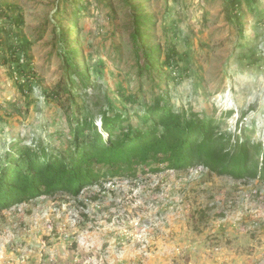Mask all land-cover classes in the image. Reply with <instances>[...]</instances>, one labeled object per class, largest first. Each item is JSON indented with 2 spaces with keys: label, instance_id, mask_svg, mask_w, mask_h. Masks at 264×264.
<instances>
[{
  "label": "rangeland",
  "instance_id": "rangeland-1",
  "mask_svg": "<svg viewBox=\"0 0 264 264\" xmlns=\"http://www.w3.org/2000/svg\"><path fill=\"white\" fill-rule=\"evenodd\" d=\"M79 4L0 0V158L14 138L55 145V127L66 132V96H45L68 82L62 32L88 69L86 101L95 113V103L141 112L125 98L142 101L160 82L175 111H215L232 142L249 136L264 147V0H243L239 21L228 0H84L73 29ZM133 7L155 21L152 46L178 52L159 81L137 79L145 60L130 41ZM25 75L28 95L19 82ZM167 76L174 80L166 88ZM73 189L0 209V264H264L260 174L235 177L199 164L105 176Z\"/></svg>",
  "mask_w": 264,
  "mask_h": 264
},
{
  "label": "trees",
  "instance_id": "trees-1",
  "mask_svg": "<svg viewBox=\"0 0 264 264\" xmlns=\"http://www.w3.org/2000/svg\"><path fill=\"white\" fill-rule=\"evenodd\" d=\"M79 1L73 29L77 28V15L85 9L84 0ZM228 1L237 21L241 20L243 0ZM132 17L135 31L130 34V41L134 55L145 60L143 65L138 64L137 79L159 81L161 77L156 76L163 75L160 72L164 66L172 68L177 64L178 52L171 47L163 53L161 46H152L149 32L155 21L143 9L133 7ZM67 39L68 35L62 32V40L67 43L63 50L67 85L60 91L58 88L45 91V96L53 101L55 97L66 96L69 104H61L67 111L66 132L54 126L52 134L59 142L53 146L44 139L26 141L19 137L5 144L0 158L1 210L44 194H55L57 190L74 192V187L85 182L98 183L105 176L132 177L140 172L185 170L199 164L219 174L235 177L260 174L264 178L261 141L245 136L232 142L233 135L220 132L223 119L216 118L215 111L193 107L175 111L170 91L159 89L160 82L153 84L155 91L144 93L142 101L137 96L125 98L137 103L135 106L139 105L141 112L130 113L110 103H95L93 107H99L95 113L86 101V90L91 85L88 69L79 66V53L69 46L71 42ZM13 52L16 53L15 49ZM166 78L161 83L167 88L174 77ZM19 82L22 93L28 95L30 77L25 75ZM145 95L153 99L146 102ZM232 115L231 111L228 118ZM98 118L100 126L96 124Z\"/></svg>",
  "mask_w": 264,
  "mask_h": 264
}]
</instances>
